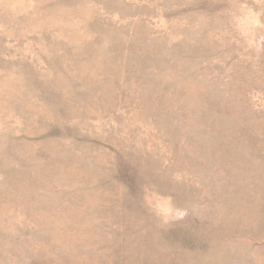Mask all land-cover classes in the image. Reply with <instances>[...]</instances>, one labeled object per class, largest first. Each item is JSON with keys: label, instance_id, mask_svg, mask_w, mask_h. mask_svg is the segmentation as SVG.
Wrapping results in <instances>:
<instances>
[{"label": "rangeland", "instance_id": "374dc122", "mask_svg": "<svg viewBox=\"0 0 264 264\" xmlns=\"http://www.w3.org/2000/svg\"><path fill=\"white\" fill-rule=\"evenodd\" d=\"M0 264H264V0H0Z\"/></svg>", "mask_w": 264, "mask_h": 264}]
</instances>
